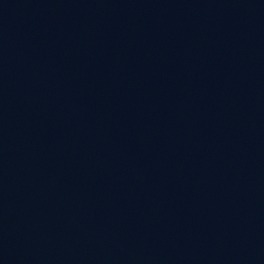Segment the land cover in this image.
<instances>
[{
    "label": "water",
    "instance_id": "water-1",
    "mask_svg": "<svg viewBox=\"0 0 264 264\" xmlns=\"http://www.w3.org/2000/svg\"><path fill=\"white\" fill-rule=\"evenodd\" d=\"M0 264H264V0H0Z\"/></svg>",
    "mask_w": 264,
    "mask_h": 264
}]
</instances>
